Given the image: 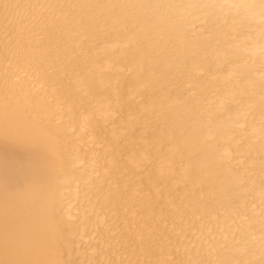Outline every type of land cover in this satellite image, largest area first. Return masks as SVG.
<instances>
[{
	"label": "bare ground",
	"instance_id": "bare-ground-1",
	"mask_svg": "<svg viewBox=\"0 0 264 264\" xmlns=\"http://www.w3.org/2000/svg\"><path fill=\"white\" fill-rule=\"evenodd\" d=\"M1 12L0 264H264V0Z\"/></svg>",
	"mask_w": 264,
	"mask_h": 264
},
{
	"label": "rangeland",
	"instance_id": "rangeland-1",
	"mask_svg": "<svg viewBox=\"0 0 264 264\" xmlns=\"http://www.w3.org/2000/svg\"><path fill=\"white\" fill-rule=\"evenodd\" d=\"M0 14H3V13L1 12ZM112 223H113V222H111V224H110V223H109V224L112 226V225H113ZM118 223H119V222H118ZM118 223H116V225H117Z\"/></svg>",
	"mask_w": 264,
	"mask_h": 264
}]
</instances>
